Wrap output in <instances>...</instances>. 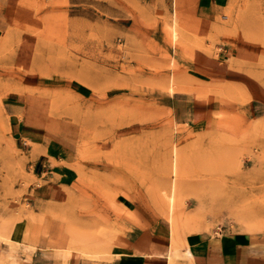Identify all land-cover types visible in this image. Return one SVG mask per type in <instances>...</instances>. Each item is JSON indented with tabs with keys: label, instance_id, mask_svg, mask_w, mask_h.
I'll return each instance as SVG.
<instances>
[{
	"label": "rangeland",
	"instance_id": "374dc122",
	"mask_svg": "<svg viewBox=\"0 0 264 264\" xmlns=\"http://www.w3.org/2000/svg\"><path fill=\"white\" fill-rule=\"evenodd\" d=\"M201 1L178 0L175 43L173 0H0V229L26 227L23 242L0 237V262L33 263L49 221L63 238L48 251L64 263L113 262L142 226L132 211L172 226L161 203L174 143L181 237L264 234L242 211L264 220V0L207 14ZM172 79L198 93L173 94ZM36 143L76 172L57 207L41 199L52 181ZM73 233L108 251L85 258Z\"/></svg>",
	"mask_w": 264,
	"mask_h": 264
},
{
	"label": "crops",
	"instance_id": "0c3cea01",
	"mask_svg": "<svg viewBox=\"0 0 264 264\" xmlns=\"http://www.w3.org/2000/svg\"><path fill=\"white\" fill-rule=\"evenodd\" d=\"M221 4L222 0H202L201 10L205 14L216 13L219 8H223ZM36 145L41 153L44 166L48 168L47 174L51 177L50 181H52L44 186L41 199L54 202L57 207L62 191L76 183L77 176L72 167L73 163L66 155L64 157L60 149L55 146L42 143H36ZM139 218L145 229L141 226L128 236V241L122 242L118 247L119 253L121 251L130 252L131 257L125 259L118 253V258L113 262L102 264H264V234H212L206 231L189 234L180 240L176 248L181 255L190 250L193 258H176L174 255L177 249H174L175 245L172 242V226L164 220L148 226V221L143 215ZM49 223L52 224L46 229L45 234L40 236L39 250L32 256L33 263H26L23 259L17 264H65L54 258L56 253L48 251L50 238H63L61 227L58 225L57 228L56 225L58 222L49 221ZM25 232V226L21 230L15 227L10 236L16 242H23L26 238ZM0 264L8 263L0 262ZM69 264L93 263H84L78 258Z\"/></svg>",
	"mask_w": 264,
	"mask_h": 264
},
{
	"label": "bare ground",
	"instance_id": "6f19581e",
	"mask_svg": "<svg viewBox=\"0 0 264 264\" xmlns=\"http://www.w3.org/2000/svg\"><path fill=\"white\" fill-rule=\"evenodd\" d=\"M173 23L171 25V34H172V38H173V41L175 43L178 42V39H179V35H180V29L183 27L182 24H180L179 22V17H180V11H179V2L178 0H173ZM187 24V23H186ZM16 27V26H15ZM17 28V27H16ZM184 29V27H183ZM8 32V31H7ZM188 32V30L186 31ZM9 33V32H8ZM6 34V33H5ZM9 36V35H8ZM189 36V35H188ZM9 41V39L7 40ZM3 42V41H2ZM5 45V44H4ZM172 63V62H171ZM173 63H174V60H173ZM171 66V65H170ZM171 68V67H170ZM43 75V74H42ZM175 77V76H174ZM178 77V76H177ZM183 79V78H182ZM184 81V80H182ZM185 82V81H184ZM87 85V84H86ZM169 86V85H168ZM168 90V89H167ZM182 92V91H185V92H190V93H193V94H197L198 92L187 86L185 83H181V82H178V84L175 86V82L174 80L172 79V85H171V91L173 94L176 93V92ZM205 99V98H204ZM250 102L249 100H246V102ZM247 102V103H248ZM194 103V102H193ZM135 117V116H134ZM137 117V115H136ZM212 124V123H211ZM171 149V151H170ZM34 152V151H32ZM167 152V151H166ZM170 153V154H169ZM169 153H168V158L170 160V162H166L168 163L167 164V168L168 170H171V172L169 173L170 174V178L169 180L167 179L166 180V193H165V198H164V203H161V205L167 209V214L169 215L168 217L170 218V223L172 224V242L173 244L175 245V248L174 249H177L176 248V245L178 247V243L180 242V240L182 239V234H183V231L184 229L187 227L188 223L185 221L183 222L177 215H178V208H179V198L181 197V193H182V187H184L182 185L183 181L182 179L180 178V173L182 171V167H181V161L183 160V157H182V152H181V149H180V145L178 143H174L173 145H171L169 147ZM167 158V159H168ZM167 161V160H166ZM183 164V163H182ZM171 168V169H170ZM185 191V189L183 190ZM184 194V193H183ZM184 199V198H183ZM264 200V198H262ZM182 200V199H181ZM258 200H259V197H258ZM186 201V200H185ZM255 202V200H254ZM258 203V202H257ZM262 204V203H260ZM262 206V205H261ZM240 209V208H239ZM181 210V208H180ZM243 211V217H244V222L248 221L251 225V230L250 231H259V230H264V225L261 224L259 221H262V223H264V220H258L256 217H257V213H255V208L254 207H251V206H246V208H244ZM131 215H137V216H140L141 213L140 211H137V212H131ZM168 218V219H169ZM240 219H241V216H240ZM117 224V223H116ZM249 225V227H250ZM260 225V226H259ZM102 226V225H101ZM253 229V230H252ZM248 230V229H247ZM9 229L8 227H1L0 229V237H3V238H6L7 241H10V242H16L15 240L11 239L10 238V235L7 234L9 233L8 232ZM195 231V230H193ZM245 232V231H244ZM97 233V232H96ZM258 233V232H257ZM78 234V233H77ZM88 234V233H87ZM249 234V233H248ZM255 234V233H254ZM80 235V234H79ZM257 235V234H256ZM74 233H73V238H74ZM97 237V236H96ZM2 238V239H3ZM77 238V237H76ZM84 239V237H83ZM98 239V238H96ZM118 239V238H117ZM88 240V239H87ZM0 241H2L0 239ZM95 242V241H94ZM56 243V242H55ZM97 243V242H96ZM102 243V242H100ZM121 243V241L119 242ZM182 243V242H181ZM184 243V241H183ZM182 243V244H183ZM7 244V243H6ZM172 244V245H173ZM171 245V246H172ZM173 245V247H174ZM185 245V243H184ZM58 246V245H57ZM110 245L105 244H95V243H91V242H82V241H79L78 238L77 239H73L70 243V249H72L73 251H80L82 253V255L85 257V258H97V257H100L99 254H105L106 251H108V248H109ZM187 246V245H185ZM184 246V247H185ZM30 247V246H29ZM182 247V246H181ZM186 248V247H185ZM188 248V246H187ZM28 249V248H27ZM33 249V248H32ZM35 249V248H34ZM52 249V248H51ZM6 252V251H5ZM119 253V251H117ZM176 252V253H175ZM174 253L176 255H174L176 258H193V254L190 250H188L185 254L181 255L180 252L178 251V249L175 251ZM9 253V252H8ZM119 254L122 255L123 258L127 259V258H130L132 253L130 252H124V251H121ZM171 254V253H169ZM12 255V254H11ZM10 256V254H9ZM29 258V256H27ZM170 257V256H169ZM12 258V257H11ZM31 258V257H30ZM171 259V258H170ZM190 259V260H191ZM94 260V259H93ZM172 260V259H171ZM192 261V260H191ZM170 262V261H169ZM172 262V261H171ZM170 262V263H171ZM70 263V256L68 257V259L66 260L65 264H69ZM194 264V263H193Z\"/></svg>",
	"mask_w": 264,
	"mask_h": 264
}]
</instances>
